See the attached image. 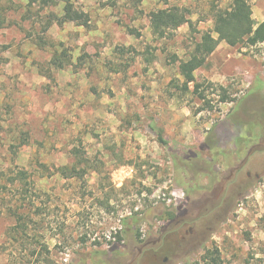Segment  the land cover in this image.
I'll list each match as a JSON object with an SVG mask.
<instances>
[{"label": "rangeland", "instance_id": "obj_1", "mask_svg": "<svg viewBox=\"0 0 264 264\" xmlns=\"http://www.w3.org/2000/svg\"><path fill=\"white\" fill-rule=\"evenodd\" d=\"M69 2L89 27L42 46L63 0H0V264H142L164 232L170 264H264V43L221 41L188 92L179 73L232 0ZM171 8L189 23L158 38L150 15Z\"/></svg>", "mask_w": 264, "mask_h": 264}, {"label": "trees", "instance_id": "obj_2", "mask_svg": "<svg viewBox=\"0 0 264 264\" xmlns=\"http://www.w3.org/2000/svg\"><path fill=\"white\" fill-rule=\"evenodd\" d=\"M36 1L33 0L34 3ZM250 1L252 0H232L228 9L213 11L212 33L217 37L214 38L206 32L201 34L199 41L194 45L189 59L179 65V73L184 80V91L188 92L190 84H194L196 88L194 72L205 65L207 58L214 53L221 41L232 48L236 46L252 47L264 43V20L259 24L254 22ZM49 3H54V0H39V4L43 6H47ZM63 3L62 14L58 16L54 13H48L43 26L40 25V32L36 30L33 34L34 38L42 46H46L47 42L44 37L53 24L59 27L66 24H74L82 28H88L90 25V19L86 13L77 10L69 0H63ZM186 14V10L179 8L151 13L150 24L152 33L158 38H164L168 32L175 31L179 26L189 23ZM51 65L57 69H62L63 62L54 57ZM152 130L156 133L158 142L165 145L166 141L163 138L162 131H155L154 128ZM59 172L64 177L69 176V170L66 167L60 168ZM2 178L3 175L0 171V181ZM2 186L6 187L4 184ZM17 220L20 224L21 217H18ZM202 260L204 264H218L219 253L217 250H208Z\"/></svg>", "mask_w": 264, "mask_h": 264}, {"label": "flooded vegetation", "instance_id": "obj_3", "mask_svg": "<svg viewBox=\"0 0 264 264\" xmlns=\"http://www.w3.org/2000/svg\"><path fill=\"white\" fill-rule=\"evenodd\" d=\"M261 152L264 151V145L262 146V148H260ZM252 149L249 151L248 157L250 156ZM258 151V150H256ZM246 161H241L237 166H235V168L231 169L230 174L231 176L235 175L244 167ZM256 176H258V178L260 177L258 174H255V178ZM246 178H250V173H246ZM256 178V179H258ZM190 210L192 209L189 208ZM182 226L184 225V223H179L177 222L175 224V226ZM168 232H164L162 234V236L158 237L155 240H149L146 241L145 243H143L139 249L137 250V255H138V259L143 258L144 256H146V258L144 259V261H142V264H170V260L169 257L166 256L167 253V248H164V241L165 238L167 236ZM182 240H184V238H181ZM146 259H148L146 261ZM92 264H106L105 262H101L99 259H93L91 260ZM103 261V260H102ZM126 264H140L139 261H129Z\"/></svg>", "mask_w": 264, "mask_h": 264}, {"label": "water", "instance_id": "obj_4", "mask_svg": "<svg viewBox=\"0 0 264 264\" xmlns=\"http://www.w3.org/2000/svg\"><path fill=\"white\" fill-rule=\"evenodd\" d=\"M256 178H258V176H256Z\"/></svg>", "mask_w": 264, "mask_h": 264}]
</instances>
